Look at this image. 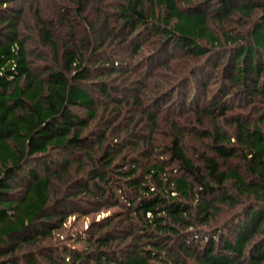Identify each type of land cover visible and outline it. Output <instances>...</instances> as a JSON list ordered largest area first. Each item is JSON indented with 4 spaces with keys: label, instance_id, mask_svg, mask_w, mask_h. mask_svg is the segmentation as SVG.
<instances>
[{
    "label": "trees",
    "instance_id": "1",
    "mask_svg": "<svg viewBox=\"0 0 264 264\" xmlns=\"http://www.w3.org/2000/svg\"><path fill=\"white\" fill-rule=\"evenodd\" d=\"M22 1L0 0V264H264V0H120L98 23L65 0L79 40L37 6L34 52Z\"/></svg>",
    "mask_w": 264,
    "mask_h": 264
},
{
    "label": "rangeland",
    "instance_id": "2",
    "mask_svg": "<svg viewBox=\"0 0 264 264\" xmlns=\"http://www.w3.org/2000/svg\"><path fill=\"white\" fill-rule=\"evenodd\" d=\"M120 0H103V5H98L99 2H96V0H93L88 6L86 7L85 11L83 12L82 16H85V21H96L98 23V20H100V12L101 13H112L114 11V8H116L117 4L119 3ZM184 1V0H183ZM182 1V2H183ZM26 2V3H25ZM105 3V4H104ZM24 4V20L27 22L28 26H22V31L23 34L27 37V47L32 51L38 50L39 44L37 45V37H36V32L33 29V22L35 21V14L33 13V10L35 7H41L42 9V14L45 16L49 17L52 21V26H54L55 30H57V33L59 34L60 37L66 38L65 35H69L70 32H73L78 36L84 35V22L77 20L76 16L73 14L70 16V20L64 21L63 23L60 22L59 16H58V8L60 6H64L65 10L70 9L72 11L73 5L70 1H65V0H37V2L34 1H29L23 0L22 3ZM101 6V7H99ZM110 18V24L115 22L114 16L109 17ZM177 56V55H176ZM179 57V56H178ZM143 70V67H141ZM257 112V111H256ZM264 114V110H262ZM250 117H254L255 114H250ZM263 124V129H264V123ZM185 142L188 143V145L192 144L193 142L190 141L189 138H186ZM232 164H236L238 169H242L241 165H239V160L238 158H233ZM72 172L74 173L75 170L73 168ZM109 210L102 209L99 211L96 210H91L87 214H81V215H73L69 214L66 218V220L62 224V229L59 230V236L55 234V237H62L65 236L67 233L73 232L76 229L77 230H86L88 229L89 224L92 222V219L98 220L107 215Z\"/></svg>",
    "mask_w": 264,
    "mask_h": 264
}]
</instances>
